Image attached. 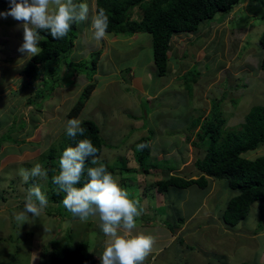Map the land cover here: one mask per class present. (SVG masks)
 <instances>
[{
	"label": "rangeland",
	"instance_id": "obj_1",
	"mask_svg": "<svg viewBox=\"0 0 264 264\" xmlns=\"http://www.w3.org/2000/svg\"><path fill=\"white\" fill-rule=\"evenodd\" d=\"M94 1L82 0L89 5V20L77 24L71 51L65 58L59 56L60 84L52 94L48 93L50 81H30L22 73L30 61L26 53L18 51L24 42L22 22L11 16L0 17V264H52L55 257V264H65V248L78 242L88 243L95 257L102 254L109 238L98 226V218L81 222L70 214L56 213L52 176L59 165L57 156L48 157L52 148L59 150L69 137L68 113L91 80L96 88L76 118L93 121L99 127L104 143L101 161L115 169L128 164L130 171L122 170L118 181L130 198L143 206L137 225L144 228L151 217H156L167 229L173 226L175 230L181 219L199 207L184 222L180 234L160 239L164 253L149 254L144 264H264V208L259 201L241 223L229 227L222 215L237 191L228 189L224 181L208 178L206 191L196 184L182 190L170 187L159 196L161 201L152 187L168 170L179 177L200 174L195 161L204 153L193 143L198 140L195 133L200 126L189 128L191 120L198 115L207 118L218 110L215 112L225 119L220 132L226 136L241 130L244 116L253 105L264 104V70L259 68L264 0H242L231 13L204 21L197 32L175 35L167 54L165 77L154 73L151 35L147 32L108 34L99 42L91 39ZM97 53L93 75L89 67ZM187 69L202 75L191 91L182 77ZM39 89L47 90L41 98L36 97ZM12 126L15 143L3 138ZM150 133L152 153L145 174L137 163L135 148ZM262 155L264 144L244 156L254 159ZM36 163L47 170V178H31L24 183L20 170L31 169ZM130 179L134 184H129ZM141 182L145 187L150 184V207ZM34 184L46 194L49 206L38 218L28 214L27 223L20 226L14 213L23 211L27 189ZM56 241L62 251L54 256L51 243ZM160 245L154 241L152 248Z\"/></svg>",
	"mask_w": 264,
	"mask_h": 264
},
{
	"label": "trees",
	"instance_id": "obj_2",
	"mask_svg": "<svg viewBox=\"0 0 264 264\" xmlns=\"http://www.w3.org/2000/svg\"><path fill=\"white\" fill-rule=\"evenodd\" d=\"M241 1L95 0L94 8L95 12L99 8L106 10L109 17L108 34L133 36L136 33L147 32L151 35L152 60L156 70L154 73L157 77H165L168 71L167 53L170 50L172 38L184 32H197L204 21H211L218 15L231 13L233 8L241 4ZM75 2L82 3V0H75ZM9 8V0H0V12H6ZM76 28L77 24H73L67 36L59 40L54 39L50 32L40 30V35L46 38L39 42L42 52L40 55L32 57L22 69V73L30 81L39 78L45 84H48V81H50V85H48L49 94H52L55 87L60 84L59 56L63 54L65 58L71 51L76 39ZM259 45L263 52L259 68L264 70V32L259 40ZM99 55L100 53H97L91 59L89 70L93 72V75H95ZM63 62L66 63V61ZM201 76L200 71L198 72L196 69H187L182 75V77H185L186 85L190 91L193 89V83L197 82ZM51 80L55 82H51ZM246 81H248V78H246ZM90 82L70 109L68 113L69 119L78 116L86 101L95 90L96 84L92 80ZM43 90H37V98H41L42 94H45L47 91ZM29 103H32V101H29ZM215 111L218 110H213L207 118L203 119L201 115H198L193 121L191 120L189 126L191 129L200 126V129L195 133L198 140L193 142L204 153L203 157L195 161V166L198 168L200 174L195 178L192 176L179 177L177 175H170L172 170H168V172L162 173L164 177L154 182L152 187L160 194H166L170 187L182 190L194 184L198 185L199 188L207 190L209 185L208 178L222 180L226 183L228 189L237 191V196L229 201L222 215L223 223L229 227H234L248 216L251 206L255 202L259 201L264 208V155L254 159L244 156L246 152L255 150L264 144V104L253 105L244 116L241 130L238 133L230 132L226 136H223L220 132L225 119L221 117L220 113H216ZM14 127L9 128L3 135V138L13 143L18 142L11 135ZM22 127L24 128V126ZM81 127L85 129L83 136L78 135L76 138L68 137L63 141L59 150L52 148L48 157L53 159L57 156L59 162L65 148L75 146L79 140L87 138L92 141L94 147L98 150L96 158L107 166L108 171L114 175V178L119 180L122 170L127 169L128 172L130 171L128 164L124 162L125 157L121 158V163L124 162V164L118 165L117 169L100 160L102 159L101 155L104 143L101 135H99V127L93 121L82 120ZM151 133L149 137L139 141L140 144H147L146 148L143 150H140L138 147L135 148L137 163L144 170L145 174L148 172L145 166L152 153L150 141L153 136H151ZM91 159L92 157H89L86 161V169L93 166L90 164ZM137 169H135V172H137ZM57 174H59V167L56 172ZM76 186H83V178L82 182ZM55 188L56 186L54 185ZM51 195L56 204V213L58 215H71L62 203L65 194L53 191ZM263 218L264 214L262 215ZM181 221L183 220L181 219ZM172 228L173 226H171ZM178 241L181 240L179 239ZM60 247L57 241L51 243V248L54 249V256H57L62 251ZM89 248V244L86 242L69 243L64 250L67 257L65 264H101L100 259L95 257V254L91 253ZM56 260L57 257H55L52 264H55ZM243 264L249 263L244 262Z\"/></svg>",
	"mask_w": 264,
	"mask_h": 264
},
{
	"label": "clouds",
	"instance_id": "obj_3",
	"mask_svg": "<svg viewBox=\"0 0 264 264\" xmlns=\"http://www.w3.org/2000/svg\"><path fill=\"white\" fill-rule=\"evenodd\" d=\"M9 5V10L0 12V17L11 16L22 22L24 42L18 51L26 53L27 59L42 52L39 42L46 38L40 35V30L50 32L54 39L59 40L67 36L73 24L89 20V5L76 3L75 0H9ZM108 26L106 10L99 8L91 17V39L97 42L106 39ZM21 61L24 63V60ZM84 132L81 120L73 118L67 121L66 133L69 137L83 136ZM147 146L137 145L140 150ZM97 151L87 138L65 148L58 162L59 174L52 176V183L56 186L54 191L65 194L62 203L72 217L79 218L81 222L98 218V226L109 238L99 255L101 264H144L151 252L154 237L133 232L137 218L143 214V206L138 199L130 198L129 192L120 186L107 166L96 158ZM89 157H92L90 164L93 166L86 169ZM19 174L24 183L31 178H47L48 175L40 163L31 169H21ZM82 178L83 186L77 187ZM48 206L46 194L39 185L34 184L27 189L23 211L14 213V219L22 226L27 223L28 214L38 218ZM36 259L37 256L34 261Z\"/></svg>",
	"mask_w": 264,
	"mask_h": 264
},
{
	"label": "crops",
	"instance_id": "obj_4",
	"mask_svg": "<svg viewBox=\"0 0 264 264\" xmlns=\"http://www.w3.org/2000/svg\"><path fill=\"white\" fill-rule=\"evenodd\" d=\"M133 78L136 79L137 76L134 75ZM139 81H141V79ZM130 181H131V179H130ZM129 184L132 185L134 183H132V181H131ZM139 185L141 186V190L146 192L145 195H144L145 196V203H147V201H148V207H150V200L148 199V196H147V191L148 192L151 191V190L148 189L150 184H149L148 187H145V183H143V182L139 183ZM151 195L153 196V199H154L156 196L159 197V196L164 195V194L158 193V195L156 194V196H154L153 194H151ZM159 198H160V201H161L162 200L161 197H159ZM167 201H169V199L166 200V202ZM198 209H199V207L191 215L187 216L183 221H181V225H179V227L175 228V230L167 229L165 222H158L157 221L158 219L156 217H151V220L145 223V227L144 228H142V226H140V225H137L136 228L133 230V232L134 233H144V234H147V235H152L154 237V239H155L154 241H158V243H160L161 245L159 247H157V248H154V249L152 248L153 251H151L150 254L156 253V255H157V254L160 253V255H161V253H164L165 249H164V244L160 241V239H165L167 236H171V234H175V236H177V233L181 232L184 229V225H185L184 222L189 220V219H191V217L194 216L197 213ZM171 238L173 239V237H171ZM153 255H155V254H153ZM159 258H160V256H159ZM160 260H161V258H160Z\"/></svg>",
	"mask_w": 264,
	"mask_h": 264
}]
</instances>
